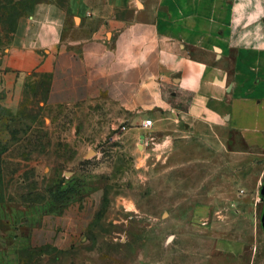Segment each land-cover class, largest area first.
<instances>
[{"label":"rangeland","instance_id":"374dc122","mask_svg":"<svg viewBox=\"0 0 264 264\" xmlns=\"http://www.w3.org/2000/svg\"><path fill=\"white\" fill-rule=\"evenodd\" d=\"M137 1L169 17L170 0ZM44 90L29 86L27 119L0 136V264H264V149L183 122L156 149L152 128L130 136L102 109L79 120ZM30 205L59 214L34 230L42 247L20 235Z\"/></svg>","mask_w":264,"mask_h":264},{"label":"crops","instance_id":"0c3cea01","mask_svg":"<svg viewBox=\"0 0 264 264\" xmlns=\"http://www.w3.org/2000/svg\"><path fill=\"white\" fill-rule=\"evenodd\" d=\"M169 3L167 18L137 0H0V136L17 135L29 86L44 80L45 107L79 120L102 109L134 137L151 119L156 149L181 122L264 149V0ZM18 213L19 234L42 247L49 233L34 230L56 226L57 211Z\"/></svg>","mask_w":264,"mask_h":264},{"label":"water","instance_id":"95a60500","mask_svg":"<svg viewBox=\"0 0 264 264\" xmlns=\"http://www.w3.org/2000/svg\"><path fill=\"white\" fill-rule=\"evenodd\" d=\"M260 197L264 202V185L260 189ZM260 223H261V227H262L263 232H264V210H263V214H262L261 219H260Z\"/></svg>","mask_w":264,"mask_h":264},{"label":"built area","instance_id":"2783aa9c","mask_svg":"<svg viewBox=\"0 0 264 264\" xmlns=\"http://www.w3.org/2000/svg\"><path fill=\"white\" fill-rule=\"evenodd\" d=\"M152 126V120L151 119H145L144 121H142L140 127L141 128H150ZM125 128L123 127L122 130H124Z\"/></svg>","mask_w":264,"mask_h":264}]
</instances>
